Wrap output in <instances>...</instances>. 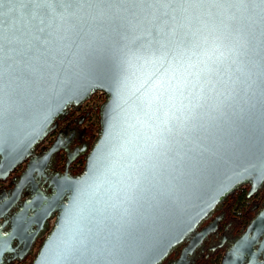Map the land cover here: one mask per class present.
<instances>
[{"label": "water", "instance_id": "water-1", "mask_svg": "<svg viewBox=\"0 0 264 264\" xmlns=\"http://www.w3.org/2000/svg\"><path fill=\"white\" fill-rule=\"evenodd\" d=\"M252 7L208 0L162 22L73 4L31 21L39 47L2 81L0 181L25 170L0 195V264L15 241L23 249L10 261L25 259L46 231L31 264H161L234 189L264 182V21ZM97 92L105 101L84 169L54 176L46 194L33 175L63 142L36 148ZM220 264H264V212Z\"/></svg>", "mask_w": 264, "mask_h": 264}, {"label": "flooded vegetation", "instance_id": "flooded-vegetation-1", "mask_svg": "<svg viewBox=\"0 0 264 264\" xmlns=\"http://www.w3.org/2000/svg\"><path fill=\"white\" fill-rule=\"evenodd\" d=\"M97 96L98 93H95L79 107L68 109L66 115L58 120L57 128L36 148L35 155L41 156L47 152L57 138H61L63 142V148L50 156L44 175L40 177L37 173L33 175V182L46 194L50 191L47 181L54 176L65 174L76 176L84 169L86 156L99 132L92 122L95 111L94 102ZM69 160L72 161L68 164ZM24 170L25 164L19 166L7 181H0V195L11 194ZM30 184L22 191L23 200L30 196L28 194ZM262 212H264V182L257 189H253L249 183L238 186L222 200L208 218L201 222L195 234L175 247L161 264H177L191 239L208 229L211 232L181 260L180 264H203V261L209 264L212 257H214L215 264H220L225 251L246 231L250 222ZM53 222L54 218L50 220V226ZM35 229L36 227H33L28 230L26 236H32ZM47 232L37 237L32 252L22 261H10L14 256H19L23 249V244L13 242V251L4 254L1 264H31Z\"/></svg>", "mask_w": 264, "mask_h": 264}, {"label": "snow or ice", "instance_id": "snow-or-ice-1", "mask_svg": "<svg viewBox=\"0 0 264 264\" xmlns=\"http://www.w3.org/2000/svg\"><path fill=\"white\" fill-rule=\"evenodd\" d=\"M206 2L208 0H0V117L3 115L4 69L6 66H11L17 57L39 47V37L31 32L29 24L37 16L47 15L50 8L58 6L62 11L64 6L86 5L89 9L101 14L109 11L117 16L128 14L133 17L142 16L145 19L153 17L166 22V18L169 17L172 20L177 19V16L172 13H178L181 18L188 19L184 14L188 12L189 7ZM211 2L220 3L222 0H211ZM5 3L11 6L5 9L3 7ZM237 3L244 6L246 10L248 5H252L253 12L258 8L257 14L264 21V0H237ZM165 4L169 6L174 4L176 8L169 12L164 8ZM166 36L165 33V38ZM161 47L163 49L164 46ZM0 251H3L2 244H0ZM238 252L239 247L233 250V254Z\"/></svg>", "mask_w": 264, "mask_h": 264}, {"label": "rangeland", "instance_id": "rangeland-1", "mask_svg": "<svg viewBox=\"0 0 264 264\" xmlns=\"http://www.w3.org/2000/svg\"><path fill=\"white\" fill-rule=\"evenodd\" d=\"M99 98H100V96L98 95V96L96 97V100H95L94 104H96V102H97V103L99 102ZM99 112H100V107L95 108V111H94V113H93V117H92V122H93V125L95 126L96 130H99V129H100V125H99V119H100V117H99ZM97 136H98V135H97ZM52 224H53V223H52ZM216 253H217V252H216ZM213 260H214V257H212V259L210 260L209 264H215ZM206 263H207V262L203 261V264H206Z\"/></svg>", "mask_w": 264, "mask_h": 264}, {"label": "built area", "instance_id": "built-area-1", "mask_svg": "<svg viewBox=\"0 0 264 264\" xmlns=\"http://www.w3.org/2000/svg\"><path fill=\"white\" fill-rule=\"evenodd\" d=\"M98 95L100 96V98H99V102H98V103L96 102V104H95V108H98V107L101 108L102 104H103L104 101H105V95H104L102 92H98ZM50 139H51V138H50Z\"/></svg>", "mask_w": 264, "mask_h": 264}]
</instances>
